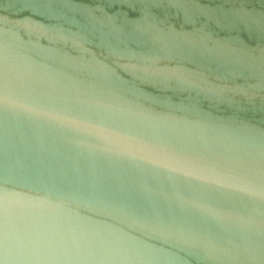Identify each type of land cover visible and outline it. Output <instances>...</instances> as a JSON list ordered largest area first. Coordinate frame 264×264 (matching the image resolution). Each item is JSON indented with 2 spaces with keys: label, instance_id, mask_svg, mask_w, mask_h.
Masks as SVG:
<instances>
[{
  "label": "water",
  "instance_id": "95a60500",
  "mask_svg": "<svg viewBox=\"0 0 264 264\" xmlns=\"http://www.w3.org/2000/svg\"><path fill=\"white\" fill-rule=\"evenodd\" d=\"M0 264H264V0H0Z\"/></svg>",
  "mask_w": 264,
  "mask_h": 264
}]
</instances>
